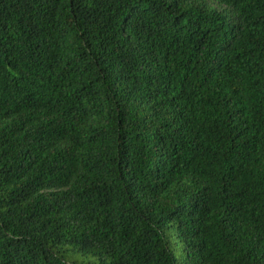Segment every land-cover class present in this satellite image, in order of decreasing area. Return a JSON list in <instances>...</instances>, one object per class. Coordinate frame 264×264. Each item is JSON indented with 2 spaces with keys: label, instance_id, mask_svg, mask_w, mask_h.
<instances>
[{
  "label": "trees",
  "instance_id": "1",
  "mask_svg": "<svg viewBox=\"0 0 264 264\" xmlns=\"http://www.w3.org/2000/svg\"><path fill=\"white\" fill-rule=\"evenodd\" d=\"M0 264H264V0H0Z\"/></svg>",
  "mask_w": 264,
  "mask_h": 264
}]
</instances>
